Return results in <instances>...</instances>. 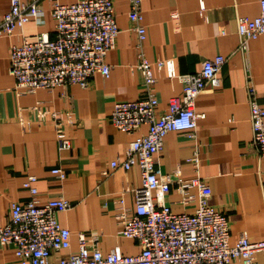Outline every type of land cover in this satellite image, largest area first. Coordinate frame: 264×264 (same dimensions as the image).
Returning <instances> with one entry per match:
<instances>
[{
	"label": "crops",
	"instance_id": "1",
	"mask_svg": "<svg viewBox=\"0 0 264 264\" xmlns=\"http://www.w3.org/2000/svg\"><path fill=\"white\" fill-rule=\"evenodd\" d=\"M77 1L59 0L63 4ZM112 1L120 33L105 57L110 74H96L87 88L70 85L33 93L16 89L9 73L11 47L26 36L54 35L48 1H42V24L31 19L22 29L0 36V218L3 222L7 219L12 203L30 198L23 183L34 175L40 203L59 197L72 203L70 209L57 214L61 225L71 232L72 251L78 248V236L83 233L88 240L97 237L104 253L119 246L125 255H135L140 246L122 235L116 214L121 196L124 207L134 209L131 189L141 184L140 171L112 169L111 162L123 158L128 143L147 128L125 133L112 124L111 113L117 101L143 97V77L136 69L140 50L129 19L130 0ZM260 1L142 0L141 5L146 30L141 53L152 63L157 79L158 114L167 109L170 98L182 95L184 85L181 79L170 78L165 68L159 69L156 61L172 60L177 75L183 76L199 72L205 59L227 57L219 74L220 87L206 88L196 100V110L205 114L198 120L196 139L181 131L168 133L156 167L163 174L179 169L183 179L198 175L207 182L212 192L209 203L229 221L232 245L243 232L253 240L264 236V191L259 180L264 160L252 145L245 88L246 81L252 79L264 108V34L249 41L246 51L236 50L237 19L258 16ZM9 9L10 0H0V19ZM38 106L71 115L73 122L65 127L70 150L59 148L53 122L39 120L34 109ZM195 153L200 162L198 172L191 162ZM55 168L63 169L66 178L53 174ZM179 200L173 185L165 203L175 213L194 211ZM256 259L264 264V251L258 252ZM0 264H18L11 246L0 245ZM231 264L241 262L233 260Z\"/></svg>",
	"mask_w": 264,
	"mask_h": 264
},
{
	"label": "built area",
	"instance_id": "2",
	"mask_svg": "<svg viewBox=\"0 0 264 264\" xmlns=\"http://www.w3.org/2000/svg\"><path fill=\"white\" fill-rule=\"evenodd\" d=\"M42 1L10 0L9 11L0 19V36L22 29L31 19L42 24ZM46 1L51 4L54 35L44 32L31 38L26 36L11 47L9 73L15 79L16 89L33 93L70 85L87 88L96 74L108 77L110 66L105 57L120 33L113 1L79 0L71 4ZM260 4L261 12L255 18L238 17L236 50L246 51L249 41L264 34V0ZM141 5L142 0H130L129 19L138 36L140 53L136 69L143 77V97L136 101H117L111 113L112 124L125 133H134L143 126L147 128L128 143L123 158L111 162L112 169L140 171L141 184L131 189L134 209L124 207L121 196L116 214L122 235L135 240L140 252L125 255L115 246L104 253L97 237L88 240L83 233H79L78 248L72 251L71 232L57 218L72 203L62 197L40 203L38 189L33 186L37 178L29 175L23 187L29 191L30 198L12 203L7 219L3 222L0 218V245L14 249L18 264H231L233 260L258 264L256 254L264 251V236L253 240L243 232L232 245L229 221L209 203L212 192L207 182L198 175L183 179L179 169L163 174L156 167L168 133L181 131L189 139H196L198 120L205 117L196 110V100L206 88L220 87L219 74L227 57L216 55L205 59L199 72L183 76L177 75L172 60L156 61L159 69L165 68L170 78H179L184 85L182 95L170 98L167 109L158 114L159 101L154 92L157 79L152 63L141 53L146 38ZM245 88L252 145L264 160V108L258 101L252 79L246 81ZM34 109L39 120H52L59 148L70 150L72 143L65 127L73 122L71 115L41 106ZM191 162L198 172V153ZM52 173L59 179L67 176L60 168L53 169ZM259 180L264 191V170L259 173ZM173 185L180 195L179 202L194 207L192 213H175L165 203Z\"/></svg>",
	"mask_w": 264,
	"mask_h": 264
}]
</instances>
